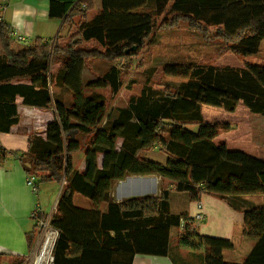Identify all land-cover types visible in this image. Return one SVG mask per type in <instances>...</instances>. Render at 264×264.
<instances>
[{"label": "trees", "instance_id": "16d2710c", "mask_svg": "<svg viewBox=\"0 0 264 264\" xmlns=\"http://www.w3.org/2000/svg\"><path fill=\"white\" fill-rule=\"evenodd\" d=\"M95 1L51 0L49 18L63 22L59 35L48 42L39 38L23 50L14 49L12 27L0 15V134L10 133L20 121L18 97L25 106L54 109L58 116L48 127L45 143L50 147L32 136L20 158L26 175L37 178L36 191L41 183L62 184L51 217L58 231L52 264H134L136 255L167 257L171 232L182 221L179 244L204 247L205 264H264V208L242 199L264 195V157L217 145L215 139L233 127L207 122L202 112L211 106L233 113L242 104L264 116V66L217 67L194 59L168 63L162 75L177 85L145 86L126 107L109 110V96L123 86L118 65L148 50L156 32L185 27L206 43L220 45V57L258 55L264 0H102L99 9ZM65 27L68 33L61 36ZM91 61L110 69L86 83L83 72ZM87 136H92L90 143H82ZM154 146L166 163L141 156ZM82 151L86 169L73 171L72 155ZM7 155L0 141V162ZM130 176H158L192 203L213 195L242 211L244 237L255 241L253 250L243 263L226 261L224 252L234 249L233 242L199 234L192 215L172 214L171 188L116 203L114 184ZM77 197L90 206L77 205ZM2 259L0 254V264Z\"/></svg>", "mask_w": 264, "mask_h": 264}, {"label": "crops", "instance_id": "0c3cea01", "mask_svg": "<svg viewBox=\"0 0 264 264\" xmlns=\"http://www.w3.org/2000/svg\"><path fill=\"white\" fill-rule=\"evenodd\" d=\"M51 0H1L0 9L2 20L11 25L13 30V46L15 50H23L33 47L37 39L48 42L55 39L62 28V21L49 18ZM96 9L102 5V0L95 1ZM68 32L65 27L60 35ZM86 73V68L83 72ZM20 121L12 127L10 133H1L0 141L8 155L0 162V254L6 259L23 258V264H33L42 242V231L37 225L38 218L32 215L39 210L38 214L45 218H51L57 209V203L62 191V184L56 182L41 183L36 192L26 184V173L20 163L22 155L29 150V139L32 136L39 137L42 142L47 141L49 125L58 120L54 109L44 110L28 107L23 100L16 99ZM48 146L46 143L44 144ZM43 148V151L46 150ZM80 153V152H79ZM154 149L143 152L141 155L150 158ZM159 153V152H158ZM75 155V154H74ZM258 156V155H255ZM80 160L77 170L83 172L86 169L85 153L79 155ZM166 157V156H165ZM261 157V156H258ZM75 159V156L73 160ZM104 156H99V164L102 166ZM75 164V162L73 161ZM161 179L158 176H130L122 181H117L112 196L116 203L135 198L136 187L138 194H151L159 196L162 190ZM165 182V181H164ZM171 196L178 195L179 199L186 204L187 211L183 214L192 215L196 212V203L188 200L183 193H176L173 185ZM120 192L119 197L118 193ZM154 191V193H152ZM129 193V194H128ZM129 195V196H128ZM145 195L143 197H147ZM250 207L264 208V195L242 196ZM257 199V200H256ZM206 220L197 225L195 230L203 235L230 240L234 244L235 251L242 246L246 255H249L255 246V241L244 237V215L242 211L233 210L227 203L213 195L202 198ZM38 227V228H37ZM182 230V228H178ZM241 231V240L234 236ZM32 244L29 245V236ZM173 232H171V235ZM41 235V236H40ZM40 238L37 246L36 241ZM230 250V251H233ZM224 252V255H226ZM245 255V256H246ZM240 258L231 259V263H239ZM205 248L193 249L182 246L177 247L170 244V252L167 257L136 255L134 264H205Z\"/></svg>", "mask_w": 264, "mask_h": 264}, {"label": "rangeland", "instance_id": "374dc122", "mask_svg": "<svg viewBox=\"0 0 264 264\" xmlns=\"http://www.w3.org/2000/svg\"><path fill=\"white\" fill-rule=\"evenodd\" d=\"M149 45V47L147 46L149 49L145 52H141L139 57L129 59L126 62H122L120 65H118L122 69L121 78L123 81V86L117 95L109 96L110 112H115L116 108L118 109L126 107L130 97L133 95H139L145 86L161 88L164 85H177L175 81L170 80L162 75L161 68L168 63L186 62L188 59H194L200 64L217 67H240L244 66L246 63L264 66V42L262 43L261 52L256 56L241 59L229 53L220 57L218 56L217 52L221 47L220 45L206 43L201 36L185 27H181L177 30L169 32H156L152 36ZM141 61H149L148 63L146 62L147 65L142 70L137 69V66ZM109 69L110 65L101 61L88 62L86 73H84V81L88 83L90 79L94 78L95 76L97 77L98 75L105 74ZM97 92L107 95L105 90H97ZM202 112L203 117L207 122L229 123L233 127V131L222 134L217 139H215L214 142L217 145L226 146L229 150L245 151L252 155L264 157V116L251 113L242 104H239L233 113L227 112L222 108L211 106H203ZM91 139L92 136H87L85 137V140H82V143L88 144L90 143ZM153 149L155 153H151L150 158L148 159L161 164L166 163L165 155L158 153L159 147L154 146ZM82 153L85 152L82 151L72 155L73 171L77 170L80 160H83L84 157L81 159L79 157V155ZM74 156L75 159L73 160ZM70 169V166L65 169V175L67 177L68 171H70ZM261 180L264 183V173L261 174ZM169 186L170 185L168 181H161L162 188H167ZM113 189L115 190V186H113ZM138 189L139 187H136L135 191H131L130 194H128L131 195L135 193V196L132 197L151 195L138 194ZM117 193V197H119L120 192L118 191L116 194ZM152 193H154V191ZM76 202L77 205H80L81 207L88 208L90 206V203L84 198L77 197ZM170 211L175 215H182L187 211L185 202L179 199L178 195L170 197ZM192 227L195 229L197 225L193 223ZM44 230L45 228H43L41 231L44 232ZM172 232L173 234L171 235L170 244L172 247H177L179 243V234L182 233V230L173 229ZM234 238L239 241L241 240L240 230L237 235L234 236ZM44 239L45 238L43 237L42 242ZM39 240L40 238L37 239L36 246ZM242 248L243 247L241 246L238 251L233 250L226 252V255H224L226 261L231 262V259L240 258L238 259L240 260L239 263H243L248 255H246L245 252H242L244 250ZM2 263L15 264V260L2 259Z\"/></svg>", "mask_w": 264, "mask_h": 264}, {"label": "built area", "instance_id": "2783aa9c", "mask_svg": "<svg viewBox=\"0 0 264 264\" xmlns=\"http://www.w3.org/2000/svg\"><path fill=\"white\" fill-rule=\"evenodd\" d=\"M36 181H37L36 176H34V175L26 176V184L28 185V187L33 189L34 192H36V188H35ZM64 184H65V182H64ZM38 212H39V210H37L33 213V215H32L33 219L38 218L37 217ZM192 218H193V222L194 223L196 222L198 224H201L206 220V214H205V210H204V206H203L202 202L196 203V212L192 215ZM38 220H39V221H37L38 227L41 230L43 228H45L44 232H42V239H43V237H45V234L47 232H51L54 236L53 241H52V245H51V256H50L48 263H47V264H52L53 263L52 252H53V248H54L56 239L58 237V231L51 227V218L38 219ZM184 225H185V221H182L181 228H183ZM39 249H40V247H39ZM39 256H40V252L38 251L36 258L33 261V264H38Z\"/></svg>", "mask_w": 264, "mask_h": 264}, {"label": "bare ground", "instance_id": "6f19581e", "mask_svg": "<svg viewBox=\"0 0 264 264\" xmlns=\"http://www.w3.org/2000/svg\"><path fill=\"white\" fill-rule=\"evenodd\" d=\"M44 238L45 239L40 246V251H39L40 256H39L38 264H47L51 256V245L54 236L51 232H47Z\"/></svg>", "mask_w": 264, "mask_h": 264}, {"label": "water", "instance_id": "95a60500", "mask_svg": "<svg viewBox=\"0 0 264 264\" xmlns=\"http://www.w3.org/2000/svg\"><path fill=\"white\" fill-rule=\"evenodd\" d=\"M136 50V48H133V51H135Z\"/></svg>", "mask_w": 264, "mask_h": 264}]
</instances>
